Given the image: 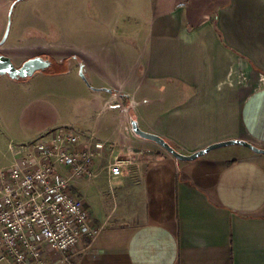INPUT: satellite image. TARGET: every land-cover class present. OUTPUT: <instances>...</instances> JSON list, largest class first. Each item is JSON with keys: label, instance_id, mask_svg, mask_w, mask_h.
<instances>
[{"label": "crops", "instance_id": "1", "mask_svg": "<svg viewBox=\"0 0 264 264\" xmlns=\"http://www.w3.org/2000/svg\"><path fill=\"white\" fill-rule=\"evenodd\" d=\"M14 1L0 0V39ZM129 2L122 1L126 7L113 25H96L71 60L70 72L83 63L93 85H82L85 119L50 115L43 92H28L18 103L28 119L26 144L66 127L80 135L83 148L104 145L94 175L73 181L92 224L102 228L82 237L71 260L264 264V153L229 145L185 161L132 128L135 116L141 129L184 154L230 139L264 148V0H150L134 15ZM32 39L29 54L47 53L57 62L70 57ZM2 45L1 53L14 52ZM43 74L53 79L67 72ZM90 113L96 114L92 126ZM117 158L128 163L114 178ZM0 264H12L1 250Z\"/></svg>", "mask_w": 264, "mask_h": 264}, {"label": "built area", "instance_id": "2", "mask_svg": "<svg viewBox=\"0 0 264 264\" xmlns=\"http://www.w3.org/2000/svg\"><path fill=\"white\" fill-rule=\"evenodd\" d=\"M14 163L0 170V250L12 264H75L82 237L95 236L86 200L73 181L94 175L103 144L81 146L80 135L66 127L51 129L33 143L15 147ZM128 163L117 158L116 178Z\"/></svg>", "mask_w": 264, "mask_h": 264}, {"label": "rangeland", "instance_id": "3", "mask_svg": "<svg viewBox=\"0 0 264 264\" xmlns=\"http://www.w3.org/2000/svg\"><path fill=\"white\" fill-rule=\"evenodd\" d=\"M101 1L104 4L100 0L23 2L24 4L14 8L9 36L2 45L3 49L12 47L14 52L5 54L19 66L36 55L29 52L35 40L32 37H38L40 39H37L39 40L37 42L42 45L44 51L53 55L61 53L70 56L64 60L74 58L81 52L82 42L87 34L92 36L96 32V25H113L114 18L119 16V11H123L126 7L122 3L124 0H117V3H112L113 0ZM149 3L150 0H131L127 5V11L133 15L139 14L145 11ZM15 41L22 44L20 48L15 49L13 46ZM57 68L66 71L67 74L52 79L38 72L32 77L18 81V84H13L7 75L0 76V170L12 162V146L31 142L29 135L23 136L29 129L28 119L18 107L19 100L24 94L29 92L30 95L39 96V93L43 92L47 95L51 100L48 106L50 115L61 116L70 122L86 118L82 85L86 89L93 88V85L81 76L80 70L70 72L73 68L70 62L58 65ZM76 95L78 98H75ZM19 105L21 106V103ZM87 119H89L87 124L94 125L96 114L90 113Z\"/></svg>", "mask_w": 264, "mask_h": 264}, {"label": "water", "instance_id": "4", "mask_svg": "<svg viewBox=\"0 0 264 264\" xmlns=\"http://www.w3.org/2000/svg\"><path fill=\"white\" fill-rule=\"evenodd\" d=\"M18 1L20 0H15L10 8L9 22H8L5 34L2 40L0 41V45L4 44L8 38L10 26H11L10 24H11L13 9ZM51 66H52V61L49 58H46L42 55H36V56L30 57L29 59L24 61L21 65L17 66L10 56L0 52V76L8 75L10 78L15 79V80L26 79V78L34 76L37 72H40V71L43 72L47 70ZM80 74L88 82V78L83 70V66L80 67ZM132 128H133V131L140 137L144 139L152 140L158 143L160 146H162L166 151L171 153L177 159L185 160V161L196 160L199 157L207 154L208 152L214 149L224 147V146H229V145H242V146L250 148L256 153H264V148L258 147L257 145L247 140L230 139V140H225V141H220V142L210 144L207 147L197 150L191 154H184L180 152L179 150H177L163 136L155 134V133H150V132H147L141 129V127L139 126L138 120L136 118H133L132 120Z\"/></svg>", "mask_w": 264, "mask_h": 264}, {"label": "flooded vegetation", "instance_id": "5", "mask_svg": "<svg viewBox=\"0 0 264 264\" xmlns=\"http://www.w3.org/2000/svg\"><path fill=\"white\" fill-rule=\"evenodd\" d=\"M36 55H42V56H44V57H46V58H49L51 61H52V66L50 67V68H48L47 70H45V71H40V73H53V72H55V71H57L58 70V68H57V66L59 65V66H61V65H63L64 63H66V62H70L71 63V60L73 59L72 57L70 58V59H68V60H62V61H59V62H57V61H55V59L50 55V54H47V53H40V54H36ZM35 55V56H36ZM33 57V56H32ZM75 58V57H74ZM21 65V64H20ZM81 66H83V70H84V64L83 63H80L79 64V67H81ZM84 72H85V70H84ZM38 73V72H37ZM85 74H86V72H85ZM87 76V75H86Z\"/></svg>", "mask_w": 264, "mask_h": 264}, {"label": "trees", "instance_id": "6", "mask_svg": "<svg viewBox=\"0 0 264 264\" xmlns=\"http://www.w3.org/2000/svg\"><path fill=\"white\" fill-rule=\"evenodd\" d=\"M134 118H136L135 116H133Z\"/></svg>", "mask_w": 264, "mask_h": 264}]
</instances>
